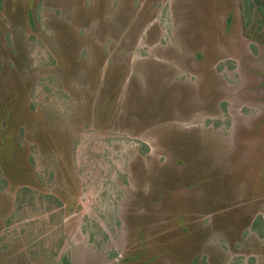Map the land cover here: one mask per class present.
I'll list each match as a JSON object with an SVG mask.
<instances>
[{"label":"rangeland","instance_id":"rangeland-1","mask_svg":"<svg viewBox=\"0 0 264 264\" xmlns=\"http://www.w3.org/2000/svg\"><path fill=\"white\" fill-rule=\"evenodd\" d=\"M254 1L0 0V264H264Z\"/></svg>","mask_w":264,"mask_h":264},{"label":"trees","instance_id":"trees-1","mask_svg":"<svg viewBox=\"0 0 264 264\" xmlns=\"http://www.w3.org/2000/svg\"><path fill=\"white\" fill-rule=\"evenodd\" d=\"M242 1V16L244 18V24L245 26H248L249 22V17H250V13L252 12L251 10L255 7V1L254 0H241ZM259 7H257V9H262V6H264V4L262 5H258ZM256 8V7H255ZM230 20V18L228 19Z\"/></svg>","mask_w":264,"mask_h":264}]
</instances>
